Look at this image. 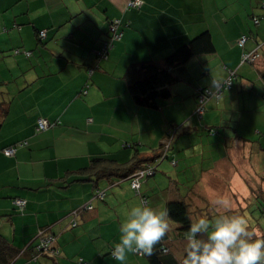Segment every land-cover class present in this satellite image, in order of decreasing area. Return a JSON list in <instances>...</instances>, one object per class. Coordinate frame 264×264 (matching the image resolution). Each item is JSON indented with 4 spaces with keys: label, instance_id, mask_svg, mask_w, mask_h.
<instances>
[{
    "label": "crops",
    "instance_id": "obj_1",
    "mask_svg": "<svg viewBox=\"0 0 264 264\" xmlns=\"http://www.w3.org/2000/svg\"><path fill=\"white\" fill-rule=\"evenodd\" d=\"M127 2L0 0V232L19 248L31 241L40 226L49 225L52 231H69L71 237L67 239H73L71 246L74 249L78 246L90 249L91 255L96 246L87 244L79 233L74 235L76 228L66 230L69 229L67 223L70 218H65L72 209L91 201L95 190L103 189L102 184L106 182L97 185L68 184L74 178L68 173L88 166L94 158L102 155L120 159L129 157L137 146L142 151H154L164 139L159 140L162 132H148L154 116L165 107L176 105L184 109L183 118L190 117L196 108L194 98L198 89L209 87L213 90L214 80L222 81L228 76L224 65L236 68L239 76L234 81L236 90L229 91L221 99L229 108L231 101H235L234 114L239 115L242 127L236 129L228 124L219 106H211L220 115L222 123L225 122L221 124L226 128L222 137L226 139L227 130L234 134L231 137L234 140H229L232 144L228 141L223 143L219 158L208 165L200 166L199 161L192 160L196 168V164L199 165L187 177L193 191L186 192L184 196L177 191L179 187L176 188L177 183L183 182L170 181L173 192L166 193L183 197L188 202L198 201L200 198L197 196L208 198V185L224 183L228 189L226 193L231 195V192H236L240 202L246 201L244 207L252 205L255 190L261 189L264 193L259 185L264 183V171L256 172L252 164L255 153L264 151V132L255 131L260 125L253 126L254 115H246H264V83L260 80V72L264 69V50L255 65L240 66L243 49L237 44L245 34L249 36L248 51L255 50L258 44L264 42V18L259 25L252 20L254 16L264 15L260 1L145 0L140 10L128 9ZM114 18H121L130 26L125 28L123 39L116 43L110 60L96 69L90 78L82 64L86 61L92 67L97 63L95 37L104 35ZM35 28L48 31L46 46H37ZM207 30L217 51L197 55L174 69L178 81L171 87V102L165 100L159 108L136 104L124 79L129 65L164 58ZM16 48L32 51V55L28 59L25 54H15ZM221 99L217 102L222 103ZM213 111H210L213 122L210 127L217 129ZM40 119L47 121L50 127L39 132L37 125ZM166 119L171 122L173 118L168 115ZM193 124L187 134L194 135L198 131L196 122ZM138 129L142 133L136 134ZM146 133L155 134L153 141L144 139ZM22 140L28 141V145L19 147L15 156L3 153L4 147ZM195 145L192 141L189 146ZM206 151L201 149L198 152L203 161ZM200 169L202 173H199ZM162 170L166 173L172 171L169 167ZM250 175L254 179H250ZM61 178L64 180H59ZM55 179L58 180L54 185H43ZM197 183L199 191L195 189ZM255 185H259L260 189H254ZM128 186L122 185L119 191H115L116 195L109 197V203L94 211L90 219L82 216V221L87 223L78 231L92 232L97 237L102 229L109 232L108 227L115 225L104 222L105 216L114 214L112 205L117 206L115 204L119 200L128 201ZM16 196L28 198L23 214L12 203ZM225 197H228L227 194ZM230 198L235 199L234 195ZM139 200L138 196L132 198V203L137 204ZM131 207L132 204L124 203V210ZM103 223L107 226L100 227ZM44 256H40L37 264H56L53 259ZM28 261V255L22 254L10 263L34 264ZM102 261L110 264L108 259Z\"/></svg>",
    "mask_w": 264,
    "mask_h": 264
},
{
    "label": "trees",
    "instance_id": "obj_2",
    "mask_svg": "<svg viewBox=\"0 0 264 264\" xmlns=\"http://www.w3.org/2000/svg\"><path fill=\"white\" fill-rule=\"evenodd\" d=\"M261 8L264 12V4L263 0H259ZM145 4V0H128L127 2V8L130 10H140ZM264 18V15L261 16H254L253 17V23L255 25H259L261 23V20ZM258 21V23L256 22ZM130 26L129 23H125L121 18H114L111 20L109 24V28L106 31V33L103 35H99L98 37H95V47L94 52L97 57V63L94 64V66H90L86 61L82 64V67L87 69L88 76L91 78L94 71L98 68H102L104 64L110 60L111 56L113 55V51L116 47V43L118 41H121L123 39L124 30L126 27ZM36 29V28H35ZM245 39L243 43H241V39ZM249 40L248 35H242L239 39L237 44L243 49L240 59V65L243 64H249V65H255L260 58L262 57V51L264 50V42L261 44H258V47L253 49V51H248L246 49L247 42ZM36 42L37 46H46L49 42V36L48 31L46 29H36ZM217 51V48L212 40L210 31H204L201 34L195 36L192 38L189 42L181 45L180 47L176 48L173 52L165 56L161 59H149L144 60L140 62H134L129 65L127 68L124 79L126 81V84L128 86L129 92L135 101L136 104L143 107H149V108H159L160 103L162 100H168L172 97V85L178 81V77L174 74V69L183 66L186 64L189 60H191L193 57L200 55V54H214ZM257 53L259 56L254 60H247L244 59L243 54L244 53ZM14 53H22L26 56H31L32 51L28 50H21L20 48L14 49ZM90 66V67H89ZM224 68L228 71V76L224 79L225 82H221L219 80H214V82H220V83H226L228 80L231 81L230 86H224L222 89L221 96H217L214 94V91L216 87L212 90L209 87H204L198 89L197 97L199 98L201 91L209 89L213 92V94L209 95L206 99L205 103H207L210 98L215 97L216 99H221L225 92L232 89L234 81L239 76L236 68H229L226 65H224ZM260 80L264 83V69L260 72ZM227 84V83H226ZM225 84V85H226ZM85 92V91H84ZM87 92V91H86ZM264 98V97H263ZM206 105V104H205ZM205 113V111H204ZM198 113L200 116L204 115ZM50 127V124L48 123V128ZM45 129H40L39 127V121L37 125V131H45ZM215 132V128L210 127L209 132ZM209 133V134H210ZM28 145V141L22 140L17 142L16 144L4 147L2 149L3 153L7 156H15L17 153V150L19 147ZM171 143L167 141H163L157 150L151 151L150 153H147L143 155L140 151V149L134 147V152L129 157L124 158H117V156H99L94 158L91 163L83 167L77 171H70L68 173V176H74L72 180H69L68 184L71 183H88V184H94L97 185L100 181L103 179L109 180L111 182V187L117 186L121 187L122 183L125 181H130L129 186L130 188L137 194L139 197V203L144 202L147 203L149 206L155 207V208H167L169 210V216L172 223V230L170 233H168L167 236L163 240L158 243L154 249V254L151 256L147 255H139L135 254L138 257H145L147 262L142 263L141 261L138 263L142 264H182L183 259L185 258L186 252V238L185 233L188 231L190 223L192 221L197 220L201 217V215L197 218V212L204 209L200 204L196 203V201H190L188 202L185 198L179 197V196H169V193L164 194H157L155 191L158 188L159 185L162 183L158 182L161 180L160 178H157L154 183H152L149 179L152 177H157L159 173H162V175H167V173L163 170L159 171V163H155L157 160L161 161L163 159L168 158V150L170 149ZM128 148H132L130 145H125ZM10 148L14 149V153L10 154L8 150ZM177 161V160H176ZM169 177V176H168ZM170 178V177H169ZM164 179V178H163ZM58 179H55L54 181H51V183L43 184L44 186H51L54 185L57 182ZM59 180H64L63 178ZM115 181H118V183H114ZM137 181L138 186H134L133 183ZM177 185H179L177 183ZM109 186V185H108ZM106 186V187H108ZM200 185L197 183L195 186V189ZM43 188V186H39V188ZM170 187V186H169ZM60 188H64V186H61ZM110 188V187H109ZM143 188V190H142ZM177 188V186H176ZM220 189L228 190L226 184H220ZM178 190V189H177ZM230 190V188H229ZM166 191L170 192V188H166ZM231 191V190H230ZM108 189H96L93 195V199L89 202H86L84 205L72 209L67 215L66 218H70L69 222L67 223L68 228H76L77 232L73 233L76 235V233L81 235L87 241V244H93L96 247L93 249V253L91 255L82 256L78 260L77 263L75 260H72L71 258L74 257V252L69 251L68 247H66V244L72 243L71 234H69L67 231L63 232H57L52 231V227L49 225L46 226H40L38 228V231L36 235L27 243V245L23 246L22 248H19L15 246L10 240H8L1 232H0V259L2 261V264H11V260L17 256H20L22 254H27L29 257L30 263L37 264L39 261V258L41 255H45L44 257H49L50 259H53L52 261H55L56 264H66L63 262V256H65L68 261H74L76 264H103L102 260H107L106 257H102L103 255H106V253L111 255V252L113 250V247L111 245V236L112 233H114L112 230L109 232H102L101 234L95 236L92 232H80L81 227L87 223V221H82V216H84L87 219H90V216L94 213L96 210V205L94 204L95 201H103L104 203H109L108 197L109 194L116 195V192L112 191L108 193ZM235 199L234 204H231V208L228 210L229 214H240V215H249V209L251 208V205L244 207L239 198L238 193L231 192ZM231 194V197L233 195ZM254 194L256 195L255 199H257L259 196H262L264 198V193H262L260 190H255ZM118 196V195H117ZM254 197V196H253ZM255 199L253 201H255ZM23 201L22 204L19 203V201ZM207 201L208 199L205 198ZM118 201V200H117ZM204 201V200H203ZM12 203L14 205V208L17 209L21 214L25 212V209L27 208L28 204V198H24L21 196H16L12 199ZM124 203L125 205L128 203L124 200H119L117 204L122 209V213L117 210V206H113V208H116L117 210V217L119 220V224L121 226L122 224V214L126 215V213L129 210H124ZM126 208V207H125ZM197 210V211H196ZM224 209H222L223 211ZM262 210L264 211V205L262 206ZM225 211V210H224ZM223 211V212H224ZM221 212V214L223 213ZM253 215L255 211L253 210ZM5 216V215H4ZM203 216V215H202ZM212 215H209L208 217L211 218ZM251 218V216H250ZM254 218H251L250 223L253 222ZM105 222V221H104ZM115 226H117L115 223L112 222ZM93 225V223H92ZM99 225V224H98ZM252 225V224H251ZM250 225V226H251ZM106 226L105 223L101 224L100 227ZM112 226V225H111ZM112 226V227H115ZM51 228V229H50ZM80 229V231H78ZM69 230V229H66ZM92 231V230H91ZM77 236V235H76ZM108 239V240H107ZM61 240V241H60ZM64 240V241H62ZM107 240V241H105ZM102 241V242H101ZM64 243L63 250L61 249V246ZM111 245V246H110ZM109 247V250L106 252L105 249ZM74 248V247H73ZM105 251V252H104ZM93 256V257H91ZM91 258V259H90ZM130 260H127L128 263L131 262ZM58 260V261H57ZM0 261V262H1ZM136 262V259L134 257V264H138Z\"/></svg>",
    "mask_w": 264,
    "mask_h": 264
},
{
    "label": "rangeland",
    "instance_id": "obj_3",
    "mask_svg": "<svg viewBox=\"0 0 264 264\" xmlns=\"http://www.w3.org/2000/svg\"><path fill=\"white\" fill-rule=\"evenodd\" d=\"M238 20V19H237ZM216 32V31H215ZM35 61L37 62V59L35 56H33ZM30 57H28L29 59ZM241 59V58H240ZM245 66H248L249 64H243ZM242 66V65H240ZM204 78V77H203ZM202 78V79H203ZM238 78V77H237ZM221 82H225L224 80H222ZM234 85V83H233ZM236 90V85H234V87L232 86L231 90H228L225 92V94H227L229 91H235ZM196 98H194V100L196 101V108L195 111L193 113H191L190 117H185L183 118L182 115L184 114V109H181L180 107H177L176 105H170L168 108L165 107V109L161 112H159L158 115L154 116L152 123L148 126V132L151 133H160L162 132V137H160L159 140H161L162 138H164L162 140L163 141H167L171 143L170 145V149L168 150L167 154H168V158L166 157V159H163L161 161L157 160L155 163H159V171H161L162 169L167 170L168 167L170 168V170L167 172V175H164L165 177H163L162 173H159L157 175V177H152L149 180L154 183L156 181L157 178H160L161 180H159L158 182L162 183L161 185L158 186L159 189H157L155 192L157 194H164L166 193V188H170V181H172L173 183H175L176 181L179 182H183L180 183L179 185L176 184V186H178V192L182 193L184 196L186 194V192L188 191H193V186L190 185L187 181L189 180L188 174L190 171H194L195 169L197 170L198 168V164H196L197 168L195 167V165H193V161L198 162L200 166L201 165H208V163H210L212 160L219 158L220 156V149L221 146H224L223 143H226V141H228L229 144H232L229 142V140H234L231 137H234V134L230 131L227 130L228 132L226 133V139L223 138L222 133L223 131L226 130V128L221 127V124H225V122L222 123V120L220 119V115H218V112L213 111L214 109H211V106L214 105H218V109L221 113H223L224 115V120H227L228 124L234 125V127H239L241 129L242 126H240L239 124V119L238 116L239 115H235V110H234V105H235V101H231V107L229 108V105L227 103L222 102L223 99H221L222 103L217 102L218 100L215 98L214 100H209L206 105H205V109L206 112L204 115L200 116L198 114V108H199V98L197 97V94L195 95ZM224 97V96H223ZM220 100V99H219ZM165 100H162L160 103V106L162 103H164ZM167 102H171L170 99H168ZM166 103V102H165ZM240 106V105H239ZM211 109V110H210ZM233 109V110H232ZM157 110V109H156ZM210 111L212 112V115L215 118V122L216 125L218 126L217 129H215V132H209V128L211 126V124L213 123L211 120V115H210ZM167 114V115H166ZM171 116L173 119L172 121H167L166 117ZM246 115H254V121H253V126L255 125H260L258 130L255 129V131H259L262 130L264 132V115H255V114H246ZM194 120V122H193ZM223 120V121H224ZM232 121V122H231ZM196 122V125L199 129L197 132L194 133V135L192 133L187 134L186 132L189 130L188 128L190 127V125H194L193 123ZM252 121H250L251 123ZM258 122V123H256ZM256 123V124H255ZM215 125V126H216ZM135 126L138 127V125L136 124ZM253 126L249 129V131L251 132L253 130ZM136 134L142 133L140 131V129H138V131L135 132ZM201 133L200 136H198V134ZM209 133L211 134L209 136ZM154 134V135H155ZM154 135H147V133L144 136V139L149 138V141H153V136ZM257 136L259 137V134H257ZM264 138V137H263ZM194 141L196 143L195 146L190 147V143ZM264 142V139H263ZM140 151L141 148H139ZM201 149H205L207 150L205 153V160H201L200 155L198 154V152ZM131 151V153L133 152V149H129ZM158 152V149H155ZM153 152V151H152ZM155 152V151H154ZM141 153H143V155L150 153L147 151H142ZM156 153V152H155ZM256 156L253 157V168L254 170L257 172L262 173L264 171V151L261 153H255ZM177 160V161H176ZM179 164V165H178ZM235 168V167H234ZM181 169H184L182 171H180ZM232 170V168H231ZM199 173H202L201 169L199 171ZM170 178H169V177ZM164 178V179H163ZM250 179H254V177H252V175H250L249 177ZM100 182H106L105 184H102V187H104L105 189H108V193H110L112 191H119L120 187L117 186V184L115 186L110 184L111 182L106 181V180H102ZM130 181H125L124 183H122V185H129ZM249 182V181H248ZM114 183H118V181H115ZM109 185V186H108ZM220 184H215L213 183V185H208L207 188H210L209 192H208V200L206 201L203 197H199L198 201H196V203L200 204L202 207H204L203 210L197 212V218L199 215L203 216H209L212 215V217H215L219 214H221L222 209L217 208L216 206L213 205L212 201L217 199L218 197H225L227 194V199H229L231 204H234V200L231 199V195H229V193H226V190H220L219 187ZM261 188L264 189V183H260L259 184ZM259 185H255L254 189H260L258 188ZM108 186V187H106ZM203 187H206L205 185H202ZM110 187V188H109ZM129 189L126 191V196L128 198L129 203H127L128 205L132 204V207L134 206H138L141 203H137V204H133L132 203V198L137 197V194H135V192L130 188V186H128ZM171 194H172V190H170ZM107 193V194H108ZM207 194V193H206ZM190 195H192V193H190ZM111 193L109 194V197L111 198ZM108 197V200H109ZM256 197V195L254 194V198L252 200H254ZM204 200V201H203ZM96 210L102 209L106 206V204L103 201H98L96 203ZM114 204V203H113ZM242 205H246V201L241 202ZM264 205V198L262 196H259L257 199H255V201H253L251 208L249 209V215H245L246 218L249 220H251V218L253 219V222L250 223V230L251 229H255L259 234H260V238H264V211L262 210V206ZM114 205H112L113 207ZM109 210V206L107 208ZM117 210L119 212L122 213V209L119 205H117ZM255 211L254 215L252 211ZM197 211V210H196ZM114 214H110V215H106L105 216V222H113L115 223L117 226L112 227L109 226L108 229L112 230L114 233H112L111 239L112 241L110 242L112 246H114L115 243L119 242V238H120V224H119V220L116 214V208L113 209ZM251 216V218H250ZM122 218L124 221L126 219V215L122 214ZM114 219V220H111ZM107 226V225H106ZM70 231L75 230V228H69ZM113 239H115V241L113 242ZM108 240V239H107ZM105 240V241H107ZM102 242V241H101ZM108 242V241H107ZM72 243L66 244V247H68L69 251H73L74 253V257H72V260H75L77 263L79 262V258L84 256V254H89L90 253V249H82L81 246L76 247L75 249L71 246ZM187 244V241H186ZM110 245V246H111ZM64 247V243L61 246V249L63 250ZM109 250V247H107V249H105V251L107 252ZM104 251V252H105ZM102 257H106L108 259V261L110 262V264H121V262H118L116 260H114L111 255L108 253H106V255H103ZM135 257L136 262H142V263H146L147 260L145 257H138L135 254H129V257L127 258V260H130V258ZM63 262L66 264H76V262H72V261H68V259L63 256ZM133 259H131V262L128 263V261L126 260L125 262H123V264H134ZM103 264H106L103 262Z\"/></svg>",
    "mask_w": 264,
    "mask_h": 264
},
{
    "label": "clouds",
    "instance_id": "obj_4",
    "mask_svg": "<svg viewBox=\"0 0 264 264\" xmlns=\"http://www.w3.org/2000/svg\"><path fill=\"white\" fill-rule=\"evenodd\" d=\"M214 87L218 85L213 82ZM222 214L202 216L190 223L185 233L186 255L182 264H264V238L250 230L245 215L229 214L231 203L226 197L212 201ZM172 230L167 208H155L147 203L131 207L120 227L119 242L111 257L123 264L129 254L151 256L161 240Z\"/></svg>",
    "mask_w": 264,
    "mask_h": 264
},
{
    "label": "built area",
    "instance_id": "obj_5",
    "mask_svg": "<svg viewBox=\"0 0 264 264\" xmlns=\"http://www.w3.org/2000/svg\"><path fill=\"white\" fill-rule=\"evenodd\" d=\"M263 4H264V0H263ZM256 22L258 23V21H256ZM244 41H245L244 38L241 39V43H243ZM258 56L259 55L257 53H254V52L253 53H244L243 54L244 59L251 60V61H254ZM226 83H223L222 84L220 82H215V84L218 85V87H216V89L214 91V94H216L217 96H221L223 87L224 86H230L231 85V81L228 80ZM211 94H213V92L211 90H209V89H206V90L201 91L200 96H199V108L197 110L198 113H200V114H203L204 113V111H205V104H206L205 101L208 98V96L211 95ZM39 127H40V129L47 128L48 127V122L45 121L44 119H40V121H39ZM8 152L10 154H13L14 153V149L13 148H10L8 150ZM133 185L134 186H138L137 181H135L133 183ZM19 203L22 204L23 201L20 200Z\"/></svg>",
    "mask_w": 264,
    "mask_h": 264
}]
</instances>
